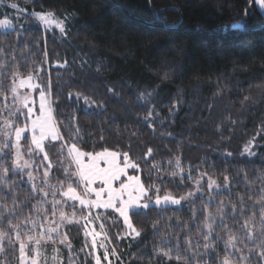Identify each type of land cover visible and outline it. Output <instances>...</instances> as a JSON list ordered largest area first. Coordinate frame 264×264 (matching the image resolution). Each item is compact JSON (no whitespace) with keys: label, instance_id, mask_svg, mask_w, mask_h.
<instances>
[{"label":"trees","instance_id":"16d2710c","mask_svg":"<svg viewBox=\"0 0 264 264\" xmlns=\"http://www.w3.org/2000/svg\"><path fill=\"white\" fill-rule=\"evenodd\" d=\"M249 3L0 0V20L15 25L0 30V174L12 166L4 123H23L7 114L12 80L41 70L65 142L127 155L159 194L201 183L183 206L131 211L138 236L113 210L99 211L115 251L108 246V260L102 252L105 263L264 264V20ZM39 12L63 26H42ZM60 164L50 181H63ZM209 180L226 187L212 191ZM41 186L12 167L0 179V264H20L13 234L51 211L55 196ZM64 230L75 264H92L82 221ZM57 253L66 264L68 250Z\"/></svg>","mask_w":264,"mask_h":264},{"label":"rangeland","instance_id":"374dc122","mask_svg":"<svg viewBox=\"0 0 264 264\" xmlns=\"http://www.w3.org/2000/svg\"><path fill=\"white\" fill-rule=\"evenodd\" d=\"M34 17L44 27L53 26L60 29L63 26L53 12H39ZM14 27V24L4 19L0 20L1 31ZM6 102L7 114L13 120L18 114L23 120V123L16 126H11L9 121L4 123L3 137L12 149L11 163L19 165L12 167L13 170L25 174L26 181L32 187L44 185L41 186L44 196L47 195V188L52 189L51 194L56 199L55 202H52V199L49 213L30 222L26 233L19 234L20 232L16 231L13 234L14 240H19L20 244V264H63L59 261L57 253L61 245L69 253L66 264L77 263L74 253H70L71 242L64 227L70 223L80 224L81 221L85 229L84 241L91 252L92 264H107L104 262L102 252L109 256L108 246L114 250L100 223L99 211L116 212L126 227V234L135 236L129 226V222L133 226L129 216L131 211L145 210L150 206L180 207L202 193L199 187L201 183H195L191 196L187 195L190 192L183 195L171 194L175 198L187 196L179 205L171 203L156 205L154 203L156 195L164 196L169 193L159 194L152 191L150 193L152 197L143 195L140 189L146 187L141 180L140 169L127 155L116 150L88 152L74 143L65 142L52 114L48 82L42 77L41 70L28 73L26 76L17 75L12 80ZM24 137L28 140L26 144ZM56 161L61 163L62 169L57 175L59 178L62 177L63 181L49 179L50 168L59 165ZM29 173L33 177L31 180ZM225 187V182L219 184L215 182L212 188L208 189L219 192ZM57 193L60 197L55 195ZM132 199H136L137 203L129 205L128 202ZM126 205L128 221L123 214ZM21 245L24 246L23 252ZM97 257L99 259H96ZM239 257L244 259L241 255Z\"/></svg>","mask_w":264,"mask_h":264},{"label":"snow or ice","instance_id":"6c2138e0","mask_svg":"<svg viewBox=\"0 0 264 264\" xmlns=\"http://www.w3.org/2000/svg\"><path fill=\"white\" fill-rule=\"evenodd\" d=\"M26 103H25V106H27V100L25 99ZM247 151V148L245 149ZM16 166H19V165H16L15 162L13 163V165L11 167H16ZM11 167H8V168H4L3 169V174H0V179H3L4 178V175L10 173L11 171ZM176 169H177V172L173 173L174 175H177L179 173H181L183 171V169L180 168L179 166V159H177V164H176ZM33 177H32V174L29 173V179L31 180ZM227 179V178H226ZM215 182L212 181V180H209V184H208V187L211 189L213 184ZM197 184H199V181H197ZM153 190H156V191H159L160 189L157 188L156 184L153 185V187L151 189H148V188H141L140 189V192L143 194V195H150V193L153 191ZM188 196H191L192 193H188L187 194ZM151 196V195H150ZM152 197V196H151ZM187 199V196H180L179 198H175L173 197L170 193L169 194H165L164 196H160V195H156L155 196V199H154V203L156 205H160L162 203H171V204H174V205H179L181 203L182 200H185ZM129 205L130 204H135L137 203V200L136 199H132L130 200L129 202ZM145 206H146V202H145ZM124 218L126 221H128V215H127V205H126V208H125V211H124ZM209 216H211V214H209ZM206 219H208V217H206ZM212 219H215V217H212ZM221 223H223V219L221 220ZM233 223H235V221H233ZM129 226L131 227L132 229V233H134L136 236L140 235V232L137 231V229L135 227H133L130 222H129ZM247 225H243L242 227H246ZM13 227H19V225H13ZM205 227H208L210 230L212 229V225L211 224H205ZM225 227H227L225 225ZM89 235L91 233H88ZM249 237L251 236V233H248ZM262 236H264V232L261 233ZM205 240L208 239V236L206 235L204 237ZM264 242V241H262ZM23 245H21V252H23ZM205 247H209V245H205ZM93 249H95V243L93 242ZM165 255H167V253H165ZM262 256H264V254H262ZM96 259H99V257H97ZM105 259L108 260L109 259V256L106 255L105 256ZM177 260L179 261V257H177ZM221 264H230V258H226L224 259L223 261H221Z\"/></svg>","mask_w":264,"mask_h":264},{"label":"water","instance_id":"95a60500","mask_svg":"<svg viewBox=\"0 0 264 264\" xmlns=\"http://www.w3.org/2000/svg\"><path fill=\"white\" fill-rule=\"evenodd\" d=\"M249 5H254L257 13H260L264 20V0H249ZM264 26V23H263Z\"/></svg>","mask_w":264,"mask_h":264}]
</instances>
